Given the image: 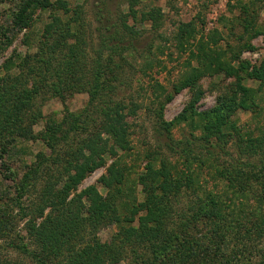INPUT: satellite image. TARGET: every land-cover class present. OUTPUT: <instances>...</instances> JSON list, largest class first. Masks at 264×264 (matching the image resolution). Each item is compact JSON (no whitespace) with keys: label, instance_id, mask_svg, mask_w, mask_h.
Here are the masks:
<instances>
[{"label":"rangeland","instance_id":"374dc122","mask_svg":"<svg viewBox=\"0 0 264 264\" xmlns=\"http://www.w3.org/2000/svg\"><path fill=\"white\" fill-rule=\"evenodd\" d=\"M25 1L0 0V43ZM49 1L51 7L35 8L29 27L0 47V206L12 222V228L0 236V260L33 264L35 258L44 257L47 264H68L74 250L100 241L119 246L121 260L114 264H171L160 244L125 240L120 234L122 224L112 223L107 215L94 229L84 232L82 228L69 242L64 238L61 252L50 254L33 234L36 225L56 212L51 213V207L42 210L41 192L50 183L61 187L67 178L66 159L84 140L104 132L109 116L104 112L111 102L138 106L136 115L128 117L127 145L104 154L103 163L69 191L68 200L93 186L106 198L114 194L117 208L127 212L144 199V188L151 184L153 176L144 175L147 165L185 170L188 157L181 141H190L194 152L204 156L201 137L205 131L199 117L177 119L190 107L195 92L199 96L196 112L214 109L224 97L235 96L237 74L216 71V62L252 67L264 60V0H138L133 9L136 16L129 10V0ZM151 8L161 10L157 29L142 19V13ZM190 22L195 33L182 38L179 27ZM125 24L136 33H129ZM102 34L112 44H126L101 49ZM193 68L202 71L194 87L174 93V86ZM98 70L104 88L98 100L89 103ZM243 84L259 86L252 78H245ZM170 95L172 99H168ZM255 102V108H239L232 116L235 128L229 130L227 149L233 159L226 155L202 159L201 169L199 160L193 162L192 167L200 172L201 187L171 198L169 203L166 222L172 226L206 212L208 195L221 200L222 220L214 224L213 219L201 217L186 236H192L208 253L205 264H258L264 260V233L258 238L254 235L264 210H255L259 206L256 199L244 205L246 198H258L261 193L255 185L245 193L231 189L226 193V183L219 175L232 167L234 159L247 161V155L239 157L240 137L246 140L264 134V89ZM165 122L172 123L169 130L163 127ZM260 153L251 155L249 168L257 165L264 170V154ZM111 167L118 172L109 188L102 178ZM242 194L250 197L242 199ZM83 202L87 203L85 198ZM221 232L225 239L219 237ZM12 244L25 246L29 252L17 251ZM176 246L172 243V250ZM183 264L197 261L187 259Z\"/></svg>","mask_w":264,"mask_h":264},{"label":"trees","instance_id":"16d2710c","mask_svg":"<svg viewBox=\"0 0 264 264\" xmlns=\"http://www.w3.org/2000/svg\"><path fill=\"white\" fill-rule=\"evenodd\" d=\"M139 3L138 0H129V10L136 16L134 11V5ZM59 4L64 5L61 1ZM52 4L49 0H26L25 6H21L19 13L15 15L11 22L12 28L8 29L7 32H3L5 36L4 40L0 43L1 49L3 46L6 47L12 41V37L21 30L29 27L32 21L33 11L35 8H47L51 7ZM161 10L157 8H151L142 13V19L151 21L153 27L158 28V15ZM108 23V22H107ZM107 27L109 25L107 24ZM125 28L131 30V34L136 33L132 28L125 24ZM179 36L185 38V34L193 36L195 33V27L192 22L182 23L179 27ZM11 36V37H10ZM131 41V40H130ZM110 42L106 36L102 34V40L100 47L101 49L117 48L119 45H124L126 42ZM127 49L131 48V45H125ZM125 47V48H126ZM99 50L100 54L102 50ZM103 53V52H102ZM215 70L224 72L226 74L236 73L239 82L236 86L234 95L224 97L221 103L205 112H196L195 103L198 101V93H194V100L177 120L186 121L187 119H194L196 116L199 117V122L203 130L204 135L201 140L205 141L203 145L204 156L202 152L195 153L190 147V141H181L180 144L185 145L183 152L188 157V164L186 169L180 171L178 168H171L166 164L155 168L152 164L147 165L146 170L151 178V184L149 188L145 189L144 199L132 207L131 210H119L114 194L107 195V198L102 196L95 187H90L85 191L81 192L78 197L73 200H68L69 191L76 186L88 172L92 171L96 167L100 166L104 159L103 155L106 153H115L114 148H125L127 145V139L130 135L131 124L128 117L134 116L137 113L138 106L133 104L126 106L122 102H111L107 105L105 110L106 122L104 126V132H99L94 137L88 138L83 141L82 146L73 151L69 158L66 159V172L67 178L65 182L58 186L57 183H50L42 190L40 200L43 203L41 206L42 210L46 207H51L55 212L53 215H49L43 222L36 225L33 228V234L38 244L45 247L50 254H58L61 252V245L64 241L69 242L76 238L84 228V232L87 229H94L104 218L109 216L113 220L112 223L122 224L121 232L122 237L125 240L134 239L139 243L156 241L160 244L161 250H165L167 260L171 264H183L188 259L197 264H205L203 259L206 253L204 249L199 248V245L193 240L192 236L187 238L188 232L192 227H197L196 222L200 219L208 218L213 219L214 224H218L222 220L221 210H223L221 200L214 196L208 195V198L204 201V208L206 212H197L192 219H187L186 222L180 223L179 225L173 224L169 226L168 221L171 211L170 200L180 194H184L193 189L197 190V186L201 187L200 183V172L195 171L196 168L192 167L193 162L199 160L201 169V163L203 160L211 157L229 156L232 158L231 152L228 151L227 146L229 144V130L234 129L232 123V116L237 113V110H250L255 108V100L258 92L264 89V60L259 65L249 66L247 63L240 64L239 67H233L231 62L219 61L215 64ZM201 69L193 68L191 72L185 75V78L174 86V93H179L183 88L194 87V82L201 75ZM242 73V74H241ZM100 70L96 74V82L93 86L92 96L89 101L93 102L98 100L100 91L103 90V83L99 80ZM245 78H252L259 82L258 88H250L243 84ZM168 99H172V96H168ZM18 101H15L12 105H17ZM127 109V112L124 111ZM8 110V109H6ZM9 115L11 114L10 112ZM76 123L80 122V118L75 120ZM74 122V123H75ZM172 123L165 122L163 127L169 130ZM103 133L107 135V138L103 136ZM54 137V136H53ZM48 144L51 145V137ZM112 141L110 145L109 142ZM183 142V143H182ZM240 156H246V162L242 160L234 159L232 167L229 169L219 172V175L223 177L226 183V190L240 191L245 193L248 190L247 187L255 185L258 190V198L253 195L254 198H246L250 196L240 195L242 199L246 198L244 205L248 206L250 201L256 199L258 207L255 210H264V170L259 169L257 165L254 168H249L251 165V155L264 154V134L261 136H249L246 140L240 137ZM203 159V160H202ZM202 161V162H201ZM248 166V168H246ZM173 169V170H172ZM118 169L111 167L108 171L107 176L102 178L103 184L109 188H112L115 176L117 175ZM193 190V192H195ZM250 191V190H249ZM197 198L199 196H196ZM86 199L87 203L83 202ZM5 208L0 206V236L4 235L6 231L12 228V222L9 216L5 214ZM55 210V211H54ZM57 213V214H56ZM107 213V214H106ZM204 213V214H203ZM197 217V218H196ZM202 217V218H201ZM200 218V219H199ZM219 220V222H216ZM128 223V227H124L123 224ZM171 224V222H168ZM255 238L261 236L264 233V213H261L257 218ZM179 230V233L176 231ZM92 231V230H91ZM126 232H132L134 234H125ZM219 235V234H218ZM221 239H225V234L221 232ZM34 240V239H33ZM109 243L101 244L100 241H96L94 245L87 244L82 250H74L70 254V260L68 264H114L121 260V253L118 252L116 244ZM172 243H176L177 246L172 250ZM12 246L22 253H28V248L25 246ZM171 256H175L171 259ZM0 264H23L16 261L0 260ZM33 264H47V260L44 257H38L33 260ZM229 264V263H227ZM258 264H264V260H261Z\"/></svg>","mask_w":264,"mask_h":264}]
</instances>
